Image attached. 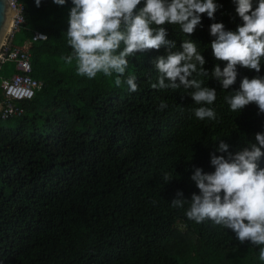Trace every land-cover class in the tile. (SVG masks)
<instances>
[{
	"label": "trees",
	"instance_id": "16d2710c",
	"mask_svg": "<svg viewBox=\"0 0 264 264\" xmlns=\"http://www.w3.org/2000/svg\"><path fill=\"white\" fill-rule=\"evenodd\" d=\"M17 2L24 22L11 45L29 49L42 89L15 102L21 115L0 117V264H264L259 247L241 243L231 230L189 219L190 203L172 206L177 192L188 200L199 194L190 177L196 167L214 171L210 153L220 140L234 153L264 132V114L254 103L233 112L224 99L257 73L238 68L227 91L211 77L225 62L212 55L210 25L235 30L241 21L233 0H215L221 6L215 19L202 15L191 36L165 25L176 50L189 38L205 57L209 76L196 78L216 89L209 107L218 122L195 118L191 90L151 87L158 77L153 61L164 48L128 57L119 87L115 74L79 76L75 60L65 59L71 0ZM36 33L46 39L34 41ZM11 66H1L0 75ZM131 75L135 92L124 83ZM161 101L167 108L159 110Z\"/></svg>",
	"mask_w": 264,
	"mask_h": 264
},
{
	"label": "clouds",
	"instance_id": "9594fccd",
	"mask_svg": "<svg viewBox=\"0 0 264 264\" xmlns=\"http://www.w3.org/2000/svg\"><path fill=\"white\" fill-rule=\"evenodd\" d=\"M53 2L63 6L66 0ZM71 2L73 6L66 32L71 55L65 59L69 64L75 60L79 76L93 79L99 73L107 77L115 74V85L119 87L128 68V57L164 48L166 54L157 56L153 61L158 77L151 87L164 90L182 86L191 90L190 97L197 105L192 109L195 118L219 121L215 109L209 107L217 98L216 89L196 78L209 76L204 67L205 57L197 43L184 39L181 50H176V42L168 39L165 27L176 25L187 37L191 36L201 25L202 15L215 19V13L221 7L215 0ZM233 2L241 21L235 30H226L223 23L210 25L212 55L217 61L225 62L223 69L219 63L214 66L211 77L227 91L237 81L238 68L255 71L256 76L243 77L239 89L230 92L224 99L233 112L254 103L258 114H264V76L259 75L264 62V0ZM35 4L39 7L41 0H35ZM12 64L16 72V63ZM31 65L34 71L32 56ZM136 79L135 75H131L124 80L131 92L138 89ZM167 106L161 101L159 110ZM229 149L230 145L220 140L215 151L210 153L214 171L204 172L196 167L190 177L199 194L192 193L188 200L182 192H177L172 206L183 208L185 203H190L186 211L189 219L197 223L210 220L231 230L241 243L248 242L259 247V259L264 261V168L259 166V161L264 158V132L256 133L254 143L249 142L234 153ZM217 152L221 154L217 155ZM165 180H169L167 174Z\"/></svg>",
	"mask_w": 264,
	"mask_h": 264
},
{
	"label": "built area",
	"instance_id": "2783aa9c",
	"mask_svg": "<svg viewBox=\"0 0 264 264\" xmlns=\"http://www.w3.org/2000/svg\"><path fill=\"white\" fill-rule=\"evenodd\" d=\"M10 6L16 11V15L12 21L11 29L5 39L0 54V70L1 66L15 62L16 72L7 77L0 75V89L3 95V105H0V117L2 120L14 118L21 115L23 110L16 106V101L32 100L36 93L42 89V83L32 77L31 55L27 48H16L11 45L16 32L20 25L24 22L23 7L18 5L17 0H7ZM34 41L45 40L46 36L36 33Z\"/></svg>",
	"mask_w": 264,
	"mask_h": 264
},
{
	"label": "water",
	"instance_id": "95a60500",
	"mask_svg": "<svg viewBox=\"0 0 264 264\" xmlns=\"http://www.w3.org/2000/svg\"><path fill=\"white\" fill-rule=\"evenodd\" d=\"M16 11L7 0H0V54L6 35L10 29Z\"/></svg>",
	"mask_w": 264,
	"mask_h": 264
},
{
	"label": "rangeland",
	"instance_id": "374dc122",
	"mask_svg": "<svg viewBox=\"0 0 264 264\" xmlns=\"http://www.w3.org/2000/svg\"><path fill=\"white\" fill-rule=\"evenodd\" d=\"M17 43H19V41H17ZM8 72H9V75L10 74H14L15 73V68H14V65L13 66H11V69L10 70H6V72L4 71V72H2V74H4V75H1V76H5V75H7L8 74Z\"/></svg>",
	"mask_w": 264,
	"mask_h": 264
}]
</instances>
